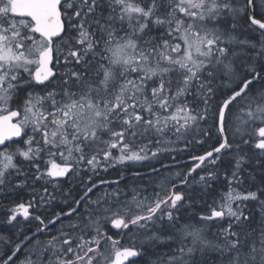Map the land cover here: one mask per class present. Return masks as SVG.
Returning a JSON list of instances; mask_svg holds the SVG:
<instances>
[{
    "label": "snow or ice",
    "instance_id": "6c2138e0",
    "mask_svg": "<svg viewBox=\"0 0 264 264\" xmlns=\"http://www.w3.org/2000/svg\"><path fill=\"white\" fill-rule=\"evenodd\" d=\"M0 198V264H264V0H0Z\"/></svg>",
    "mask_w": 264,
    "mask_h": 264
},
{
    "label": "trees",
    "instance_id": "16d2710c",
    "mask_svg": "<svg viewBox=\"0 0 264 264\" xmlns=\"http://www.w3.org/2000/svg\"><path fill=\"white\" fill-rule=\"evenodd\" d=\"M179 147V145H177ZM201 150L200 149H197L196 153H193V154H199ZM189 155V153H184L182 155V157H178V159H180V161H185L187 160V156ZM165 163H175V161H172V160H166ZM184 164V163H183ZM136 168H139L140 166L137 165L135 166ZM175 167V166H174ZM134 170V169H133ZM104 175L108 176L109 174L108 173H105ZM116 177V171L115 170H110V178H115ZM65 188H67V186H65ZM75 194V193H74ZM5 203H7V201H5ZM56 209V210H55ZM52 212H58V207L54 208V211ZM48 218H51V217H48ZM6 226L4 225H0V229H5ZM33 231L35 230V228H32Z\"/></svg>",
    "mask_w": 264,
    "mask_h": 264
},
{
    "label": "flooded vegetation",
    "instance_id": "af4514ba",
    "mask_svg": "<svg viewBox=\"0 0 264 264\" xmlns=\"http://www.w3.org/2000/svg\"><path fill=\"white\" fill-rule=\"evenodd\" d=\"M56 207H58V211H60V208L63 207V205H60V206L54 205L53 208L50 209V211H54V208H56ZM45 222L47 223V220ZM28 227L35 228L36 227L35 222H33L31 225H28ZM54 229L55 228L52 229V232H54ZM52 232L50 233L49 231H45L42 234L39 233V235L37 236V238L40 239V240H46L50 236V234H52Z\"/></svg>",
    "mask_w": 264,
    "mask_h": 264
},
{
    "label": "water",
    "instance_id": "95a60500",
    "mask_svg": "<svg viewBox=\"0 0 264 264\" xmlns=\"http://www.w3.org/2000/svg\"><path fill=\"white\" fill-rule=\"evenodd\" d=\"M186 162H187V160L182 161L181 164H182V163H186ZM168 164H173V165L175 166V163H168ZM37 234H38V233H37Z\"/></svg>",
    "mask_w": 264,
    "mask_h": 264
},
{
    "label": "rangeland",
    "instance_id": "374dc122",
    "mask_svg": "<svg viewBox=\"0 0 264 264\" xmlns=\"http://www.w3.org/2000/svg\"><path fill=\"white\" fill-rule=\"evenodd\" d=\"M0 199H2V198H0ZM58 226H59V225H57V227H58ZM54 231H55V229H54ZM50 233H51V232H50ZM50 233H49V234H50ZM50 235H51V234H50ZM21 259H22V258H21Z\"/></svg>",
    "mask_w": 264,
    "mask_h": 264
},
{
    "label": "bare ground",
    "instance_id": "6f19581e",
    "mask_svg": "<svg viewBox=\"0 0 264 264\" xmlns=\"http://www.w3.org/2000/svg\"><path fill=\"white\" fill-rule=\"evenodd\" d=\"M182 162V161H181ZM183 164V163H182ZM39 235V233L37 234V236Z\"/></svg>",
    "mask_w": 264,
    "mask_h": 264
}]
</instances>
